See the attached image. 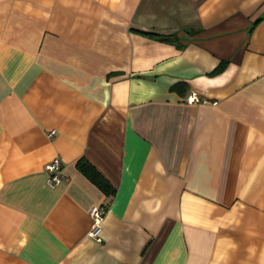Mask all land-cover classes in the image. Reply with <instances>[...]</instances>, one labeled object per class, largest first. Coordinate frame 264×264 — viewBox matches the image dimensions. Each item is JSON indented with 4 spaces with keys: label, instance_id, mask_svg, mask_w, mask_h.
<instances>
[{
    "label": "crops",
    "instance_id": "1",
    "mask_svg": "<svg viewBox=\"0 0 264 264\" xmlns=\"http://www.w3.org/2000/svg\"><path fill=\"white\" fill-rule=\"evenodd\" d=\"M0 264H264V0H0Z\"/></svg>",
    "mask_w": 264,
    "mask_h": 264
},
{
    "label": "trees",
    "instance_id": "2",
    "mask_svg": "<svg viewBox=\"0 0 264 264\" xmlns=\"http://www.w3.org/2000/svg\"><path fill=\"white\" fill-rule=\"evenodd\" d=\"M132 31L161 42L174 44L178 49H182L184 45L181 43L176 33H161L148 30L131 29ZM225 63L221 62L210 74H217L224 68ZM185 83L178 82L171 86V90H179L185 88ZM77 169L85 175L93 184H95L106 196H112L115 189L89 164L84 158H80L76 162Z\"/></svg>",
    "mask_w": 264,
    "mask_h": 264
},
{
    "label": "built area",
    "instance_id": "3",
    "mask_svg": "<svg viewBox=\"0 0 264 264\" xmlns=\"http://www.w3.org/2000/svg\"><path fill=\"white\" fill-rule=\"evenodd\" d=\"M193 96L188 97V101H193ZM52 135V132L49 133V136ZM45 172L47 173V183L49 185H54L61 181V169L62 162L59 158L55 157L50 160L44 166ZM105 205H96L92 206L88 211V216L90 218L91 227L89 231V236L95 241H101V231H102V222L106 213Z\"/></svg>",
    "mask_w": 264,
    "mask_h": 264
}]
</instances>
